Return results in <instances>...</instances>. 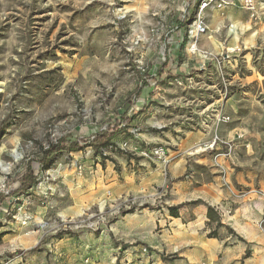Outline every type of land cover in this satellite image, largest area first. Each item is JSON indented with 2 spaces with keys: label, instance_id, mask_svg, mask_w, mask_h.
I'll list each match as a JSON object with an SVG mask.
<instances>
[{
  "label": "rangeland",
  "instance_id": "obj_1",
  "mask_svg": "<svg viewBox=\"0 0 264 264\" xmlns=\"http://www.w3.org/2000/svg\"><path fill=\"white\" fill-rule=\"evenodd\" d=\"M230 2L243 9L229 16L238 25L228 21L225 9L206 10L201 18L207 31L194 37L197 0H0V264H25L33 256L52 260L49 240L99 232L142 209L137 199L126 198L75 218L30 216L40 196L55 197L48 188L60 186L57 175L71 173L64 166H120L124 155L166 159L164 144L130 145L137 131L119 125L123 114L134 120L150 105L154 110L144 119L153 115L164 124L147 132L183 124L179 134L203 112L225 134L190 155L219 146L227 156L240 143L264 161V0H254L255 20L241 0ZM194 42L214 55L236 46L242 51L200 69L188 52ZM215 101L221 107L209 112ZM104 129L114 132V145L101 154L83 141ZM59 139L80 142L82 150L55 155L35 185L10 194L26 164L39 162L42 150ZM158 148L162 154L154 153Z\"/></svg>",
  "mask_w": 264,
  "mask_h": 264
},
{
  "label": "crops",
  "instance_id": "obj_2",
  "mask_svg": "<svg viewBox=\"0 0 264 264\" xmlns=\"http://www.w3.org/2000/svg\"><path fill=\"white\" fill-rule=\"evenodd\" d=\"M242 10L228 7L224 14L238 25L229 16ZM210 49H218L216 41ZM217 103L209 112L218 111ZM139 104L143 107L145 101ZM153 110L146 106L126 131H137L131 146L166 145L164 161L121 156L120 166H64L71 173L57 175L60 186L48 188L55 197L40 196L30 216L75 218L100 203L126 198L137 199L142 209L99 232L81 230L49 240L45 246L52 260L33 256L25 264H264V161L240 143L227 156L219 146L213 152L190 155L214 136L222 138L225 129L200 111L179 134L175 131L183 124L148 133L147 128L159 130L164 124L153 115L144 119ZM216 218L221 226L215 237H209L208 224L213 229Z\"/></svg>",
  "mask_w": 264,
  "mask_h": 264
},
{
  "label": "trees",
  "instance_id": "obj_3",
  "mask_svg": "<svg viewBox=\"0 0 264 264\" xmlns=\"http://www.w3.org/2000/svg\"><path fill=\"white\" fill-rule=\"evenodd\" d=\"M190 21V18L187 17V19L180 22V26L183 27L187 25V23ZM132 118L127 117L126 114H123L121 117V122L119 125H122L123 127H127L128 124L131 122ZM114 136V132L109 133V129H104L95 135L91 136L90 138L84 140L83 142L85 144H88V146H91L95 148L96 150H99V153L102 154V150L106 149L108 147H112L114 145L113 142H111L112 137ZM82 150V146H80V142L77 141H67L66 139H59L54 144H50L47 148L42 150V157L39 160V162H28L25 166L23 175L18 180V185L16 189H14L10 194L16 193V194H22L29 190L33 185L36 184L37 178L39 174L43 171H47L53 161V157L57 154H61L63 152H77ZM101 151V152H100ZM125 156V155H124ZM208 217L211 219L213 218L211 215V210H208ZM215 226L214 228H210L208 224V236L209 237H215L216 236V230L218 227H220L219 219H215Z\"/></svg>",
  "mask_w": 264,
  "mask_h": 264
},
{
  "label": "built area",
  "instance_id": "obj_4",
  "mask_svg": "<svg viewBox=\"0 0 264 264\" xmlns=\"http://www.w3.org/2000/svg\"><path fill=\"white\" fill-rule=\"evenodd\" d=\"M242 7L250 13V18L255 20V3L254 0H241ZM232 3L230 0H197V11L195 19L192 22V29L194 30V37L199 35H203L206 33L207 28L202 21V14L206 10H219L222 11L228 7H230ZM241 48L239 46L225 49L220 54L214 55L209 52L200 51L196 47V43L194 42L188 49L189 54L196 55L199 59V68L204 69L207 62H212L216 65H220L221 62L230 60L233 57H238L241 54ZM226 118H223L222 121H226ZM237 140H241L242 136L237 135ZM215 144V140L212 145ZM155 154H162L161 148H158L154 151ZM30 218L26 217L24 219L25 222H29Z\"/></svg>",
  "mask_w": 264,
  "mask_h": 264
}]
</instances>
